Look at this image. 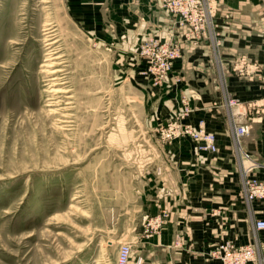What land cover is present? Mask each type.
<instances>
[{
	"label": "rangeland",
	"instance_id": "1",
	"mask_svg": "<svg viewBox=\"0 0 264 264\" xmlns=\"http://www.w3.org/2000/svg\"><path fill=\"white\" fill-rule=\"evenodd\" d=\"M175 18L180 39L147 35L127 48L111 37L112 26L78 16L70 0H0V264H118L125 243L131 246L130 264L133 243L116 237L128 228L124 215L138 202L148 175L165 171L168 144L184 137L197 152L218 151L217 134L204 119L184 121L193 111L186 95L167 120L150 124L147 91L135 76L148 79L153 88L164 86L182 56V43L197 46L203 40L187 38ZM47 30L55 55H60L57 66L66 81L61 86L69 89L55 99L41 66ZM148 39L174 42L180 51L158 83L146 72L149 62L141 45ZM221 46L215 54L224 83ZM232 67L247 73L243 58ZM231 98L239 99L225 90L213 104L231 112L240 103L227 104ZM51 100L54 104H47ZM253 105L264 108V98ZM229 118L234 153L241 162L243 152L251 153L238 150L233 138L238 121L231 114ZM175 121L194 129L203 125L215 134L217 150L199 149L183 129L171 133ZM164 211L167 220L166 209L155 216ZM145 232H154L147 223ZM241 245L257 247L255 242ZM258 250L252 261L256 264L262 257Z\"/></svg>",
	"mask_w": 264,
	"mask_h": 264
},
{
	"label": "crops",
	"instance_id": "2",
	"mask_svg": "<svg viewBox=\"0 0 264 264\" xmlns=\"http://www.w3.org/2000/svg\"><path fill=\"white\" fill-rule=\"evenodd\" d=\"M70 2L78 16L92 18L94 25L112 26L111 37L127 48L147 35L181 38L177 19L161 7L160 0ZM215 5L223 39L219 58L224 83L209 40L197 46L183 42L182 56L160 88L135 73L148 93L152 126L174 114L186 95L193 111L184 121L194 124L204 119L208 130L217 134L218 151L197 152L184 137L168 144L165 171L148 175L138 202L135 199L134 208L124 215L128 228L116 237L133 243L130 264H223L210 257L222 239L239 245L255 242L264 258V228L255 226L257 220H264V199L248 203L241 186V172L247 168L264 180V165L260 166L264 164V108L253 105L255 99L264 98V0H215ZM241 58L247 73L233 70V61ZM128 74L133 77L131 71ZM225 90L240 99L231 112L222 104H213L222 100ZM230 114L249 127L242 145L251 158L241 155V162L234 153ZM165 209L169 216L163 227L146 233L149 217Z\"/></svg>",
	"mask_w": 264,
	"mask_h": 264
},
{
	"label": "built area",
	"instance_id": "3",
	"mask_svg": "<svg viewBox=\"0 0 264 264\" xmlns=\"http://www.w3.org/2000/svg\"><path fill=\"white\" fill-rule=\"evenodd\" d=\"M161 6L170 15L178 18V24L185 29L186 37L196 42L208 39L211 41L213 49H218L222 44V32L216 20L215 0H161ZM202 40V41H203ZM142 53L147 55L149 66L147 73L152 74L155 83L163 81L168 71L171 69L174 60L179 57L180 51L177 44L171 41L144 40ZM239 103V99L231 98L227 104L234 105ZM183 129L193 135L201 150H217L215 134L207 132L203 125L198 129L191 126H182L181 122L175 121L170 126L171 133L177 134ZM249 132V127L245 123H235L233 125V138L238 150L243 151L242 139ZM246 158L251 156L243 152ZM257 164V162H256ZM248 169L242 175V186L245 197L248 201L264 199V181L249 176ZM167 212L151 218L147 225L153 231H158L165 223ZM256 228H264V220H257ZM258 248L252 245H237L231 240L224 239L216 244L210 252V256L221 260L223 264H248L255 260ZM259 252V250H258ZM131 246L123 244L119 250L118 264H127L130 259ZM260 256V255H259ZM260 264H264L262 257L259 258Z\"/></svg>",
	"mask_w": 264,
	"mask_h": 264
},
{
	"label": "bare ground",
	"instance_id": "4",
	"mask_svg": "<svg viewBox=\"0 0 264 264\" xmlns=\"http://www.w3.org/2000/svg\"><path fill=\"white\" fill-rule=\"evenodd\" d=\"M48 23H46V25H48ZM48 29V28H46ZM50 31H45L44 35H45V40H46V43L44 44L45 45V48L47 51H46V57L44 58V62L43 64L41 65L42 67H45V69H43V72L47 73L46 74V80H47V84L48 86L50 87L49 91L51 92V96L50 98L51 99H55L54 95L58 94V93H63V92H68L69 89H67L66 87H63L61 86L62 84L66 83V81L64 80L65 78L62 77V68L61 67H58L59 65L58 64H61V61H56V59H60L59 56L60 55H55L57 54L56 51L53 50L52 46L53 44L55 43L54 40H52L51 37H48V35H51V33H49ZM49 33V34H47ZM55 45V44H54ZM45 55V54H44ZM44 57V56H43ZM58 65V66H57ZM58 96V95H57ZM66 98L69 97V96H65ZM71 97V96H70ZM59 100V99H58ZM52 102L50 103H47L49 105H52L54 104L53 100H51ZM60 101V100H59ZM58 102V101H57ZM236 107V106H235ZM57 108V107H56ZM55 110V108H54ZM231 110V109H230ZM53 112V111H52Z\"/></svg>",
	"mask_w": 264,
	"mask_h": 264
}]
</instances>
